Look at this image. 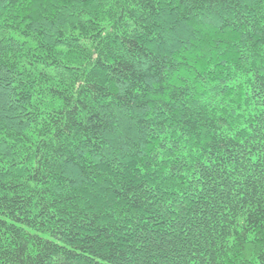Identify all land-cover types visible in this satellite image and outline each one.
I'll list each match as a JSON object with an SVG mask.
<instances>
[{
  "label": "trees",
  "instance_id": "obj_1",
  "mask_svg": "<svg viewBox=\"0 0 264 264\" xmlns=\"http://www.w3.org/2000/svg\"><path fill=\"white\" fill-rule=\"evenodd\" d=\"M262 82L264 0H0V264H255Z\"/></svg>",
  "mask_w": 264,
  "mask_h": 264
},
{
  "label": "snow or ice",
  "instance_id": "obj_2",
  "mask_svg": "<svg viewBox=\"0 0 264 264\" xmlns=\"http://www.w3.org/2000/svg\"><path fill=\"white\" fill-rule=\"evenodd\" d=\"M132 6L135 7L136 4L133 3ZM262 86H264V82H262ZM261 122H262V124H264V117H262ZM240 143L243 144V141H241ZM250 152H251V149H248L246 152L241 153V155L244 156L245 159H248ZM239 163H240L239 168H237L235 166V164H233V166L231 168L227 169V171H225L224 167L218 166L219 171L221 173H223V175H221L219 178L221 181L224 180L225 178H229V179L233 180L231 188H236L238 186L239 187L245 186L243 184V181L247 179V177L245 176V173L248 172V169L245 166L243 161H240ZM250 163L254 167H260L261 166V165H257L255 160H251ZM213 164H215V161H211L206 166V170L204 171L203 174L207 177V179L212 181L213 184H216L218 187L223 189L224 187H227V185L218 183L216 178L213 176L212 172L208 171V169L212 168ZM261 164H264V161H262ZM248 175H251V173H248ZM231 188L229 189V191H231ZM261 189L264 190V184L261 185ZM213 190H215V189H213ZM195 255H196V251H195L194 247H190L188 255H182V253L179 251H177L175 253V256L178 258L179 264H188L189 259H191ZM253 259L255 260V264H264V252H261L258 255L254 254Z\"/></svg>",
  "mask_w": 264,
  "mask_h": 264
}]
</instances>
